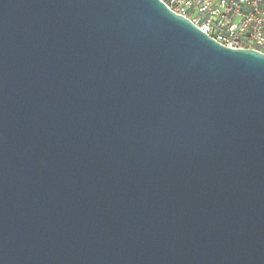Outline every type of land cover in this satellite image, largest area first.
Instances as JSON below:
<instances>
[{"label": "water", "instance_id": "1", "mask_svg": "<svg viewBox=\"0 0 264 264\" xmlns=\"http://www.w3.org/2000/svg\"><path fill=\"white\" fill-rule=\"evenodd\" d=\"M0 264H264V53L162 0H0Z\"/></svg>", "mask_w": 264, "mask_h": 264}, {"label": "built area", "instance_id": "2", "mask_svg": "<svg viewBox=\"0 0 264 264\" xmlns=\"http://www.w3.org/2000/svg\"><path fill=\"white\" fill-rule=\"evenodd\" d=\"M162 1L224 46L245 48L250 41L264 49V0Z\"/></svg>", "mask_w": 264, "mask_h": 264}, {"label": "rangeland", "instance_id": "3", "mask_svg": "<svg viewBox=\"0 0 264 264\" xmlns=\"http://www.w3.org/2000/svg\"><path fill=\"white\" fill-rule=\"evenodd\" d=\"M192 14H193V12H192V11H189V16H191ZM251 43H252V46H254L253 49H257L258 51H261V52L264 53V49H263V48L259 47L258 45H256V44L253 43V42H251Z\"/></svg>", "mask_w": 264, "mask_h": 264}, {"label": "trees", "instance_id": "4", "mask_svg": "<svg viewBox=\"0 0 264 264\" xmlns=\"http://www.w3.org/2000/svg\"><path fill=\"white\" fill-rule=\"evenodd\" d=\"M243 47H245V48H254V46H252V43L250 41H245L243 43Z\"/></svg>", "mask_w": 264, "mask_h": 264}]
</instances>
